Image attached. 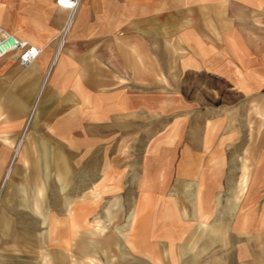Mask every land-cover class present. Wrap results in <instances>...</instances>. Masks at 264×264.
<instances>
[{"label":"crops","instance_id":"1","mask_svg":"<svg viewBox=\"0 0 264 264\" xmlns=\"http://www.w3.org/2000/svg\"><path fill=\"white\" fill-rule=\"evenodd\" d=\"M224 3L229 18L221 15ZM0 27L42 50L27 67L13 55L0 58V240L13 224H23V215L28 218V162L38 172L37 187L43 185L37 197L45 193L44 162H52L62 180L63 172L77 170L78 146L92 155L94 126L102 131L101 143L120 144L121 135L113 132L111 138L110 129L139 135L141 114L156 113L165 118L164 135L145 138L126 203L133 214L130 238L124 240L129 264H264V245L259 252L252 233L237 238L229 228L226 238L220 226L212 228L224 223L217 202L224 172H230L225 165L230 150L220 145L232 143L211 116L221 108L234 112L238 97L264 102V0H79L77 9L60 7L57 0H0ZM215 32L223 33V41L213 36L207 47L227 53L209 64H223L224 75L214 73L206 89L182 88L184 106L159 110L143 100L157 94L125 87V73L134 81L157 77V48L204 50V34ZM198 54L196 65L205 62L204 51ZM200 70L196 80L204 81ZM189 97L197 100L189 105ZM247 161L232 189L233 211L247 191ZM255 172L257 177L263 170ZM41 201L44 208V195ZM36 205L31 208L41 213Z\"/></svg>","mask_w":264,"mask_h":264},{"label":"rangeland","instance_id":"2","mask_svg":"<svg viewBox=\"0 0 264 264\" xmlns=\"http://www.w3.org/2000/svg\"><path fill=\"white\" fill-rule=\"evenodd\" d=\"M225 4V7L221 9L223 10L221 15L222 18L225 15L229 18L228 6ZM221 26L223 29L228 26V23ZM222 35L223 33L219 36L217 32L204 34L205 47L200 51H204L205 62L199 65L195 64L199 58L198 53H200L197 49L157 48L155 50L157 77L153 75L151 82L148 80L134 81L130 74L125 73L123 75L128 80L125 87L134 91L141 90L148 95L157 94L156 97H144L145 105L150 104L152 107L156 105L159 110H164L163 106H172L173 110L179 109L181 105H185V99L180 96L182 88L206 89L212 86L214 73L224 75L223 64L219 65L222 67L221 71H214L219 67L209 64V59L226 57V49L207 47V45H213V36L222 42ZM182 61L184 64H181ZM200 67L203 70L204 81L196 80V74L202 73ZM182 75L191 80L184 83L181 80ZM120 83L123 81L121 80ZM217 83L220 82L217 81ZM220 87L225 88L223 83H220ZM188 99L189 105L197 100L195 97ZM262 104L264 105V102H261L259 98L243 96L238 97L234 112H230L228 108H221L220 113L211 114V116L214 115L213 119L220 123L222 137L226 134L232 143L230 146L220 145L222 151L226 150L225 147L230 150V159L227 158L225 163L230 172H224L222 190L217 202L221 213L220 220L224 223L212 226V228L220 226L222 228L220 232L223 235L230 228L232 233L237 234V238H241L244 235L241 233L246 231L252 233V242L259 252L261 246L264 245L262 244L264 239L261 240L262 236L264 237V218L260 219L261 215L264 217V112L261 110ZM159 115L156 113L141 114L142 126L139 135L138 131L132 129L120 132L110 129L111 138L115 137L116 133L121 135L120 144L117 141H110L108 144L107 141L101 143L102 131L94 126L92 134L95 142L92 155L90 156V153L85 155L86 151L82 149L83 147L78 146L81 155L80 160L75 162L77 170L69 168L67 172H63L62 180L57 176L59 172H54L52 169V162H44V165L48 166L44 176H41V180L45 181V193L37 197L36 192L40 188L43 190V185L37 187L35 181H38V172H33L28 162L24 167L25 181L27 179L29 181L28 218L25 219L23 215L21 219L23 224H13L9 233L4 235L7 237L6 240H0V264H129L124 240L130 238L128 230L133 223L131 220L133 214H130L131 209L126 206V203L130 202L128 200L131 198L130 188L135 189L139 156L147 147L145 138L164 135L165 118ZM178 117L179 115L172 119L177 120ZM113 132L114 135L111 134ZM104 150L106 152L102 162L101 152ZM246 157L247 162L251 164L247 191L241 196L237 209L233 211L232 206L231 209L229 207L232 189L235 187V180L241 174V163ZM121 170L124 172H120ZM259 170L263 172L255 177V171ZM32 175H34V180ZM43 195L44 208H41ZM36 202H38L36 206H39L41 211L38 214L34 208V211L31 208ZM15 208L13 207V211L17 210ZM241 215L242 220L238 218ZM244 216L249 220L246 224L243 222ZM37 217H39V222ZM240 222L242 224H239ZM2 236L3 234H0V237ZM225 237L228 238L229 235L225 234ZM126 242L128 243L127 240Z\"/></svg>","mask_w":264,"mask_h":264},{"label":"built area","instance_id":"3","mask_svg":"<svg viewBox=\"0 0 264 264\" xmlns=\"http://www.w3.org/2000/svg\"><path fill=\"white\" fill-rule=\"evenodd\" d=\"M61 4V0H57ZM38 49L25 40H20L0 27V58L6 55H13L17 64L27 67L32 64L41 53Z\"/></svg>","mask_w":264,"mask_h":264},{"label":"bare ground","instance_id":"4","mask_svg":"<svg viewBox=\"0 0 264 264\" xmlns=\"http://www.w3.org/2000/svg\"><path fill=\"white\" fill-rule=\"evenodd\" d=\"M60 7H65V8H69V9H77L78 5H79V0L74 1V0H61V4H58ZM75 11V10H74ZM73 18V17H72ZM71 22V20H70ZM65 35V34H64ZM63 40V39H62ZM63 42V41H62ZM22 144V143H21ZM19 146V145H18ZM20 147V146H19ZM18 147V149H19ZM17 149V150H18ZM9 175V174H8Z\"/></svg>","mask_w":264,"mask_h":264}]
</instances>
